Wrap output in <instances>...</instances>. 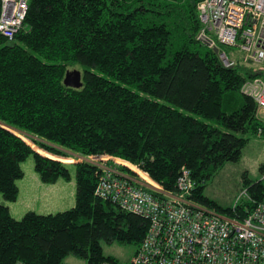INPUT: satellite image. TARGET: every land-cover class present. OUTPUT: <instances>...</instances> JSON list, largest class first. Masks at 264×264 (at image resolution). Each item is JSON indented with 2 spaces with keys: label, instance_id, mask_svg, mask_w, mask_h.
Returning <instances> with one entry per match:
<instances>
[{
  "label": "trees",
  "instance_id": "trees-1",
  "mask_svg": "<svg viewBox=\"0 0 264 264\" xmlns=\"http://www.w3.org/2000/svg\"><path fill=\"white\" fill-rule=\"evenodd\" d=\"M201 1L30 0L14 37L0 34V194L18 199L31 156L44 183L70 180L74 165L77 187L75 206L55 214L18 220L0 203V264H67L71 253L88 264L117 263L105 257L104 241L140 246L149 221L97 194L107 162L90 157L121 158L170 193H179L186 168L190 201L229 217L244 218L263 200L264 184L246 175L250 199L225 208L205 195L215 174L240 160L249 139L237 133L264 134L256 101L241 90L264 79V67L226 66L198 39ZM77 63L87 68L83 86L68 87ZM128 166L115 168L138 177Z\"/></svg>",
  "mask_w": 264,
  "mask_h": 264
},
{
  "label": "built area",
  "instance_id": "built-area-1",
  "mask_svg": "<svg viewBox=\"0 0 264 264\" xmlns=\"http://www.w3.org/2000/svg\"><path fill=\"white\" fill-rule=\"evenodd\" d=\"M29 1L2 0L0 34L14 37L25 21ZM197 8L202 23L199 40L209 37L215 45L238 48L245 53V63L264 67V0H202ZM220 53L226 66L236 64ZM241 90L256 101L257 117L264 121V79H251ZM100 167L97 194L149 221L131 264H264V198L246 217H229L190 201L195 184L186 168L177 182L179 193H170L146 173L150 180L143 181L104 163ZM244 198L250 199L248 189L242 190L236 202Z\"/></svg>",
  "mask_w": 264,
  "mask_h": 264
},
{
  "label": "rangeland",
  "instance_id": "rangeland-1",
  "mask_svg": "<svg viewBox=\"0 0 264 264\" xmlns=\"http://www.w3.org/2000/svg\"><path fill=\"white\" fill-rule=\"evenodd\" d=\"M225 52L231 59L239 60L241 63H244V52H240L238 49H230L223 51ZM254 69H260L261 67L257 65H251ZM69 70H77L81 73L87 69L84 65L77 63L69 66ZM99 73V71H96ZM241 97L242 95L239 94ZM225 111V110H224ZM186 114H191L186 112ZM200 119H203L200 116ZM205 120V119H204ZM16 133V132H15ZM239 136H244L249 139L247 145L243 149L242 156L237 162H227L216 174L215 176L208 182L205 187V195L209 198L216 201L220 206L228 208L234 205L239 196L244 189V175L247 176L249 183H254L261 181L262 179V171L261 166L264 164V134H241L237 133ZM24 135V134H22ZM33 143V142H32ZM56 156V155H55ZM60 161L64 163H74L77 160L74 158H65L62 156H56ZM106 156L99 157H90L91 161L98 162L100 160H105L104 162H109L111 159H107ZM32 162H34V158L29 157ZM28 158V159H29ZM52 158V157H50ZM96 160H95V159ZM28 159L22 163L27 164ZM66 159H70V161H66ZM108 160V161H107ZM115 160V159H113ZM78 161H82L81 159ZM117 164L126 165L123 160L117 159ZM133 165V164H132ZM135 166V165H134ZM131 170L135 171L138 174L139 178H143L144 180H150V178L137 166L136 169L141 171L140 173L128 166ZM69 170L71 174L76 176V167L74 165H69ZM76 179V178H75ZM157 184V183H156ZM0 198L4 197L0 194ZM103 251L105 257L113 258L118 264H131L132 258L138 250V246L129 245L120 241L106 242L102 243ZM67 264H88V260L81 258L73 253L67 255L64 259Z\"/></svg>",
  "mask_w": 264,
  "mask_h": 264
},
{
  "label": "crops",
  "instance_id": "crops-1",
  "mask_svg": "<svg viewBox=\"0 0 264 264\" xmlns=\"http://www.w3.org/2000/svg\"><path fill=\"white\" fill-rule=\"evenodd\" d=\"M113 159L111 161L115 164L114 167L123 165L116 162L117 159L121 160V158L114 157ZM22 167L25 176L17 181L19 187L18 199L15 202H8L0 198V203L9 207L10 213L15 219H21L30 211L38 214H55L75 206L77 187L74 174H71L70 180L61 178L57 182L49 184L41 180L35 170V163L30 158L27 164H23ZM120 172L121 174H127Z\"/></svg>",
  "mask_w": 264,
  "mask_h": 264
},
{
  "label": "water",
  "instance_id": "water-1",
  "mask_svg": "<svg viewBox=\"0 0 264 264\" xmlns=\"http://www.w3.org/2000/svg\"><path fill=\"white\" fill-rule=\"evenodd\" d=\"M202 42L205 45H207V46L211 47L212 49H214V51L216 53L222 54V53H220L219 46L214 44L213 39L207 37V38L203 39ZM64 84L66 86L72 87V88H80V87H82L83 86L82 73L80 71H77V70L67 71L66 77L64 79ZM15 131H17V130H15Z\"/></svg>",
  "mask_w": 264,
  "mask_h": 264
}]
</instances>
